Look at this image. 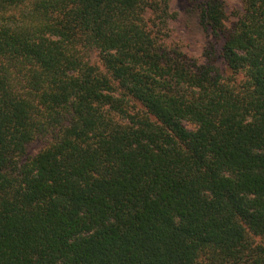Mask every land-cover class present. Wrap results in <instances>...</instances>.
<instances>
[{
  "label": "trees",
  "instance_id": "trees-1",
  "mask_svg": "<svg viewBox=\"0 0 264 264\" xmlns=\"http://www.w3.org/2000/svg\"><path fill=\"white\" fill-rule=\"evenodd\" d=\"M192 1L0 0V264H264V0Z\"/></svg>",
  "mask_w": 264,
  "mask_h": 264
},
{
  "label": "rangeland",
  "instance_id": "rangeland-1",
  "mask_svg": "<svg viewBox=\"0 0 264 264\" xmlns=\"http://www.w3.org/2000/svg\"><path fill=\"white\" fill-rule=\"evenodd\" d=\"M229 16L233 18V12L241 7L242 0H224ZM172 12L176 18L170 23L169 44L181 49L189 55L202 59L205 49H208L209 41L206 30L200 25L196 6L192 0H170ZM233 13V14H232ZM53 138L41 136L27 146V153L23 162L36 156L46 148Z\"/></svg>",
  "mask_w": 264,
  "mask_h": 264
}]
</instances>
